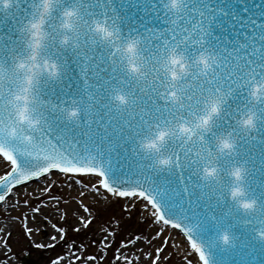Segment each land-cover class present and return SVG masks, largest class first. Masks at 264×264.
Returning a JSON list of instances; mask_svg holds the SVG:
<instances>
[{
  "label": "snow or ice",
  "instance_id": "obj_1",
  "mask_svg": "<svg viewBox=\"0 0 264 264\" xmlns=\"http://www.w3.org/2000/svg\"><path fill=\"white\" fill-rule=\"evenodd\" d=\"M57 173L264 264V0H0V203Z\"/></svg>",
  "mask_w": 264,
  "mask_h": 264
},
{
  "label": "bare ground",
  "instance_id": "obj_2",
  "mask_svg": "<svg viewBox=\"0 0 264 264\" xmlns=\"http://www.w3.org/2000/svg\"><path fill=\"white\" fill-rule=\"evenodd\" d=\"M63 176L65 175L54 174V176L52 175L48 177L47 179H51L50 184L49 180L47 181V179H45L43 182H35V185H28L27 188L21 190L19 196L8 199L6 205H0V209L6 212L7 219H18L20 221L19 227H21L23 231L25 224H27L28 228H31L33 233H31V235H28L27 231H24L26 233H23L24 240L27 242L26 243L24 241L27 244V251H25L26 248L24 247L15 249L14 244L10 241V243L8 242L7 244L9 245L10 251L7 252L3 250L2 247L6 245L4 242L5 240L9 241V235L14 231V226L13 224H0V264H15L13 262L14 260H12V257H14L13 255L23 251L27 252L28 254H41L39 255V259L41 261L38 262V264H52V261L56 260L57 257H64L65 261L71 259L72 264H94L92 263L91 259L85 260V258L95 256V261L100 262V259H102L101 253L96 254L94 251L85 253L75 246L64 248L63 253L60 256L50 258L49 260L43 259L45 257L44 254L48 253L50 248H54L59 245H66L63 234L58 231V229L62 227L59 221L61 218L62 221L66 220V223H76L78 221L83 222L79 219L81 215H83L86 219L89 217L88 213L84 212L80 201H83V204H86L91 208L92 202L96 203L99 201L101 205H104L103 203L106 199L105 191L101 190L100 192H95L91 190L90 181L94 183V178L90 176H83L88 180L85 182H89L90 184H86L85 182L80 184L78 182L79 176H76L72 178V182L71 180L67 181V183L64 185L69 186V190H57L51 192L50 194H48L49 192L44 191V188L51 187L53 189L55 183L64 181ZM21 197L27 198V200L30 197L32 200H28V203L24 204ZM45 197H48V199H45ZM126 200L132 202V200H129L128 198H126ZM138 200L139 199L134 198V204H131V208H128V210H133V208H135V202H138ZM29 204H33L34 207L40 208V213H35L32 211L33 206H31L30 210L27 211L26 207H28ZM21 205H24L25 207H22ZM110 208H112V205ZM152 213L153 209L148 205V202H144L143 211H140L138 214H140V218L145 219L149 216H153ZM25 217L28 219L26 220ZM139 226L141 232L138 234L139 237L143 235L144 239H141L143 242L141 243L140 240H137L136 245L132 244L133 248L131 250L122 249L116 256L112 255V264H116L117 260L121 261L120 264H126V262L123 260V256L125 255L130 257L140 256V261L137 262L136 260H133V264H153L152 257H150L148 253L153 252L161 257V252H156V249L159 247H164V249L171 251L172 256L176 253V260H180L182 264H185L186 259L190 258L185 257L191 252V249L186 243L181 232L171 230L170 228L166 230V228L163 227V224L157 223L155 220L147 228L142 224ZM112 227H114V224H110L107 230L111 231ZM161 229H163V232L160 231ZM5 233H8V235H5ZM114 233L115 232H112L111 234L114 235ZM100 236L103 240L102 246L104 248H102V250H105L108 246L107 244L109 243H106L109 236L104 233H102ZM53 237H55V239H53ZM161 242H163V244ZM41 244H43L44 247H39ZM123 251L127 252L125 253ZM75 257H80V259L77 260ZM165 258L166 257H164V259ZM65 261H61V264H65ZM158 263L159 261L155 262V264Z\"/></svg>",
  "mask_w": 264,
  "mask_h": 264
},
{
  "label": "rangeland",
  "instance_id": "obj_3",
  "mask_svg": "<svg viewBox=\"0 0 264 264\" xmlns=\"http://www.w3.org/2000/svg\"><path fill=\"white\" fill-rule=\"evenodd\" d=\"M54 176V175H53ZM61 176V175H60ZM64 181L55 183L53 186V191L57 190H69V186H64L67 181L72 182V178H69L68 176H63ZM51 182V179H47V181ZM79 181H82L80 183ZM88 181L84 177H78V182L80 184H83V182ZM90 181V180H89ZM92 182V181H91ZM86 184H90L89 182H85ZM49 192L48 194H50ZM106 199L104 200V205H101L98 202H92L91 205V216H92V223L91 224H84L83 222H76V223H66V220L62 221V218L59 220L62 227L65 229V232L63 233L64 240L66 241L65 246H57L52 247L48 250V253L44 254L45 257L43 259L49 260L50 258L60 256L63 253L64 248H70L71 246L78 247L81 249L82 252L89 253V252H95L101 253L102 259H100V262L92 261L94 264H112L111 259L112 255H117L122 249L123 250H131L133 248L132 244L128 243V241L131 239V237L134 234H140V224L144 225L146 228L150 226L153 221L155 220L153 216H149L148 218L142 219L140 218V211H143V200H138V202H135V208L133 210H128V208H131L130 205L134 204V199L132 202L127 201L126 199H120V198H114L109 196L107 193ZM28 200H32V198L29 197ZM54 202V201H53ZM112 205V208L110 206ZM22 207H25L24 205H21ZM33 206V204H29L28 207H26L27 211L30 210V207ZM136 214H135V213ZM83 213V210H82ZM124 214V215H122ZM126 215V216H125ZM131 215V216H129ZM139 215V216H138ZM0 224H13L14 231L9 235V243L14 244V248L18 249L19 247H27V242L24 240V234L26 233L24 231H27L26 228L21 229L19 227L20 221L16 218L7 219L6 218V212L0 209ZM110 224H114V227H112V230H107L108 226ZM166 230H168V227H165ZM115 232L114 235L111 233ZM102 233L107 234L109 237L106 241L109 242L105 250H102L104 248L102 246L103 240L100 236ZM33 234V233H32ZM139 234L137 236H139ZM141 239L143 238V235L140 236V242L143 241ZM26 243H25V242ZM127 245V246H126ZM143 245V244H141ZM145 248V247H144ZM5 251H10L9 245H4L2 247ZM27 251V248L26 250ZM18 252L17 254H14L12 257V260L15 264H23L24 259L28 257L27 264H38L41 260L39 259L38 253L28 254L27 252ZM143 251V250H141ZM127 252V251H123ZM161 257L158 264H182L180 260H176V253L172 256L171 251L168 249H164L163 252L160 253ZM194 255L192 252L187 254L185 257H190ZM166 257L164 259V257ZM118 257V256H117ZM121 258V257H119ZM121 261L117 260L116 264H120ZM186 264V262H185Z\"/></svg>",
  "mask_w": 264,
  "mask_h": 264
},
{
  "label": "water",
  "instance_id": "obj_4",
  "mask_svg": "<svg viewBox=\"0 0 264 264\" xmlns=\"http://www.w3.org/2000/svg\"><path fill=\"white\" fill-rule=\"evenodd\" d=\"M44 180H45V178H41V179H40L39 181H37V182H43ZM28 185H35V182H31V183H29ZM28 185H27V186H28ZM27 186L23 187L22 190L25 189V188H27ZM12 198H13L12 196L9 197V199H12ZM0 204H1V205H6V202H5V203H0Z\"/></svg>",
  "mask_w": 264,
  "mask_h": 264
}]
</instances>
